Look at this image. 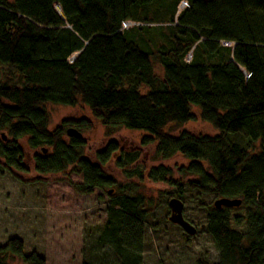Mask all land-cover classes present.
Listing matches in <instances>:
<instances>
[{
  "label": "trees",
  "instance_id": "1",
  "mask_svg": "<svg viewBox=\"0 0 264 264\" xmlns=\"http://www.w3.org/2000/svg\"><path fill=\"white\" fill-rule=\"evenodd\" d=\"M129 21L143 24L142 37L126 38ZM49 104L81 105L107 131L143 132L142 146L157 158H185L193 179L184 185L159 169L147 179L175 187L178 198L186 190L213 198L205 230L216 264H264V0H0V177H55L80 196L106 191L105 222L81 264H144L142 197L131 187L106 189L116 183L109 163L125 171L137 159H123L114 142L89 158L81 134L90 123L48 131ZM192 109L217 136L164 132L194 121ZM219 199L240 205L216 209ZM14 260L46 264L10 238L0 264Z\"/></svg>",
  "mask_w": 264,
  "mask_h": 264
},
{
  "label": "rangeland",
  "instance_id": "2",
  "mask_svg": "<svg viewBox=\"0 0 264 264\" xmlns=\"http://www.w3.org/2000/svg\"><path fill=\"white\" fill-rule=\"evenodd\" d=\"M182 5L181 2L177 5L176 12L181 11ZM129 23L130 28H135L127 32V39L133 40L144 35L143 31L136 28L143 27L142 23ZM153 67L160 74L159 65L154 64ZM45 110L49 118L48 131H53L63 121L85 120L90 123L91 130L81 134L85 141L84 152L89 158L92 159L108 142H114L123 152V159L128 156L137 159L125 171L116 169L114 162L109 163L108 169L116 183L106 189L112 191L120 186L125 189L131 187L142 197L143 208L147 211L144 264L218 262L212 240L205 230V211L212 206L213 198L188 190L183 198H178L175 187L147 179L152 169L161 170L172 184L184 185L187 180L193 179L183 173L188 166L185 158L179 155L167 160L157 158L152 146H142L143 132L125 129L107 131L81 105L71 108L49 104ZM192 112L195 114L194 121L181 128L171 125L164 132L172 137L181 131L193 135L217 136L209 125L199 120L197 109H192ZM22 147L30 159L31 153L26 144L22 143ZM136 172L140 173L141 179L134 175ZM33 177V173L29 177H19L20 180L8 174L0 177V246L10 238H17L23 243L24 254L35 251L45 259L46 264H81L89 258V246L105 222L109 195L106 191L96 190L90 196H80L67 183L57 182L55 177L51 181L32 182ZM68 179L80 183L82 176L72 174ZM172 198L182 202L183 218L195 228L194 236L185 235L179 227L168 222V201ZM11 264L20 262L14 260Z\"/></svg>",
  "mask_w": 264,
  "mask_h": 264
},
{
  "label": "water",
  "instance_id": "3",
  "mask_svg": "<svg viewBox=\"0 0 264 264\" xmlns=\"http://www.w3.org/2000/svg\"><path fill=\"white\" fill-rule=\"evenodd\" d=\"M58 10V8H56ZM66 135L69 138H80L81 135L75 129H68ZM3 137V136H2ZM240 205L239 200L219 199L214 202V207L220 209L221 207H238ZM169 216L168 222L172 225L179 227L183 233L189 237L196 234V230L191 224H189L182 215L183 204L180 200L172 198L168 201Z\"/></svg>",
  "mask_w": 264,
  "mask_h": 264
},
{
  "label": "built area",
  "instance_id": "4",
  "mask_svg": "<svg viewBox=\"0 0 264 264\" xmlns=\"http://www.w3.org/2000/svg\"><path fill=\"white\" fill-rule=\"evenodd\" d=\"M184 5H185V2H183V7H184ZM129 22H125V23H123L122 25H121V27H122V29H127V28H129L131 25H130V23L128 24ZM226 45H228V43H224V46H226ZM71 60H73V58L71 59ZM191 60V55L190 54H188L186 57H185V61L186 62H189Z\"/></svg>",
  "mask_w": 264,
  "mask_h": 264
},
{
  "label": "bare ground",
  "instance_id": "5",
  "mask_svg": "<svg viewBox=\"0 0 264 264\" xmlns=\"http://www.w3.org/2000/svg\"><path fill=\"white\" fill-rule=\"evenodd\" d=\"M129 24V23H128Z\"/></svg>",
  "mask_w": 264,
  "mask_h": 264
}]
</instances>
